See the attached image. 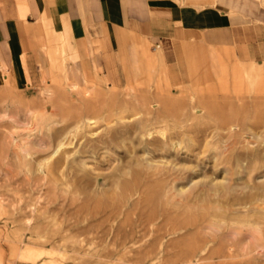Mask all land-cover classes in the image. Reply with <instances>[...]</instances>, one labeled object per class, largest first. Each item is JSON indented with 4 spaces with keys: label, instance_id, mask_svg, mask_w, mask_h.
<instances>
[{
    "label": "rangeland",
    "instance_id": "1",
    "mask_svg": "<svg viewBox=\"0 0 264 264\" xmlns=\"http://www.w3.org/2000/svg\"><path fill=\"white\" fill-rule=\"evenodd\" d=\"M133 42L120 84L67 49L0 86V264H264V58Z\"/></svg>",
    "mask_w": 264,
    "mask_h": 264
},
{
    "label": "crops",
    "instance_id": "2",
    "mask_svg": "<svg viewBox=\"0 0 264 264\" xmlns=\"http://www.w3.org/2000/svg\"><path fill=\"white\" fill-rule=\"evenodd\" d=\"M135 34L162 45L147 54L154 63L178 65L185 49L207 69L262 59L264 0H0V86L21 90L50 73V52L70 49L65 36L80 60L120 84Z\"/></svg>",
    "mask_w": 264,
    "mask_h": 264
},
{
    "label": "bare ground",
    "instance_id": "3",
    "mask_svg": "<svg viewBox=\"0 0 264 264\" xmlns=\"http://www.w3.org/2000/svg\"><path fill=\"white\" fill-rule=\"evenodd\" d=\"M64 40H65V42H66V45L72 50V48H71V44L68 42V37L67 36H65V38H64ZM63 46L65 45V44H62ZM71 56L72 57H74L75 56V51H73L72 50V53H71ZM151 56V55H150ZM50 57H51V70H52V68L54 67V66H56V64L58 63V55L56 54V52H50ZM77 58V57H76ZM3 70V69H2ZM225 71V70H224ZM68 77V76H67ZM226 79H227V77H226V75H225V73H224V76L222 77V79H221V83L222 84H224L225 82H226ZM69 80V79H68ZM87 91V90H86ZM88 92V91H87ZM87 92H86V94H87ZM79 94V93H78ZM85 95V94H84ZM87 96V95H86ZM90 102V101H89ZM68 105V104H67ZM96 105V104H95ZM51 106V105H50ZM98 107V106H97ZM92 108H95L94 106H91L90 107V109H92ZM93 110V109H92ZM99 110H101V108L99 109ZM91 111V110H90ZM64 116V115H63ZM98 116V115H97ZM90 120V119H92L91 117H87V120ZM42 142V141H41ZM59 144V143H58ZM51 146V145H50ZM46 176H47V174H45Z\"/></svg>",
    "mask_w": 264,
    "mask_h": 264
}]
</instances>
